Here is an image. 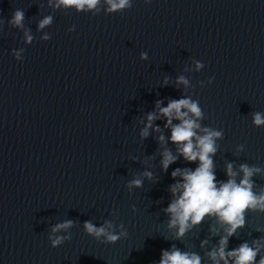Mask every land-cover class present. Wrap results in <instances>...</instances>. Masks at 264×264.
<instances>
[{
  "label": "clouds",
  "instance_id": "9594fccd",
  "mask_svg": "<svg viewBox=\"0 0 264 264\" xmlns=\"http://www.w3.org/2000/svg\"><path fill=\"white\" fill-rule=\"evenodd\" d=\"M151 3V0H144ZM102 0H47L48 7L54 10L75 9L77 13H91L98 15L101 10ZM105 14L122 13L132 8V0H103ZM43 5H39L42 7ZM53 16L46 15L37 23V31H42L53 24ZM25 11L16 9L7 20L10 28L23 31L24 42L31 44L34 36L30 28H25ZM5 21L0 19V31H3ZM75 31V25L68 29ZM42 40L49 41L50 33H45ZM24 49H13L12 55L17 61L23 60ZM141 60H147L146 52L140 54ZM194 70L199 72L205 65L199 60H193ZM189 69H186V71ZM214 77L207 81L211 84ZM169 77H165L163 84L167 85ZM176 86H184L185 89L194 87L188 78L179 75L176 78ZM204 81H200L201 87ZM252 124L255 127L264 126V113L253 112ZM205 113L199 102L191 96L184 95L180 99H169L167 106H163L162 100L155 102L153 111L139 119L143 127L139 131L140 140L147 139L152 133H156L159 144L161 171L167 173L169 166L183 158L188 163L198 162L197 167L175 168L171 172V178L175 181L168 187L171 195L170 202L165 208H161L167 217V230L171 233L174 241H183L184 237L198 228L204 221H212L209 227V237L200 241L199 247L204 251L210 264H264V235L251 241H244L232 250H228L229 241L237 236L238 230L246 226V215L249 212L264 213V186H259L253 177H264V168L256 165L241 163L238 166L234 162L225 161L224 171L226 180H217L214 157L219 150L218 141L224 138L223 129H215L202 125ZM166 121L163 129L156 121ZM177 121V123H174ZM170 130V136H165L164 131ZM169 142L175 145V154L168 147ZM244 151V145L236 146L235 155ZM136 160L135 157L132 158ZM153 156L147 157L143 163L154 160ZM153 183L157 178L150 170L135 175L125 187L129 193L133 189L143 187L144 180ZM157 201V203H161ZM132 212L137 211L132 205ZM113 219H104L99 227L92 220L83 222L84 232L100 244H115L121 239L128 237V230L123 222H115ZM77 221L66 219L51 227L48 240L52 248H57L65 242L72 240L70 229L76 226ZM259 231V229H257ZM63 233V235H61ZM212 237H219L216 244L207 250ZM165 238V237H164ZM167 239V238H165ZM259 259L257 260V257ZM203 257L195 251H184L172 244L169 249L161 251L158 264H202Z\"/></svg>",
  "mask_w": 264,
  "mask_h": 264
},
{
  "label": "water",
  "instance_id": "95a60500",
  "mask_svg": "<svg viewBox=\"0 0 264 264\" xmlns=\"http://www.w3.org/2000/svg\"><path fill=\"white\" fill-rule=\"evenodd\" d=\"M262 235H264V213L249 212L246 215V226L238 230L237 236L230 239L228 250H232L244 241H251Z\"/></svg>",
  "mask_w": 264,
  "mask_h": 264
}]
</instances>
